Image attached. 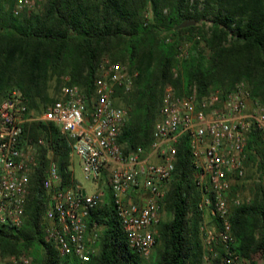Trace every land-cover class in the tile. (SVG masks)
Returning <instances> with one entry per match:
<instances>
[{
  "label": "trees",
  "instance_id": "trees-1",
  "mask_svg": "<svg viewBox=\"0 0 264 264\" xmlns=\"http://www.w3.org/2000/svg\"><path fill=\"white\" fill-rule=\"evenodd\" d=\"M7 2L0 0V103L17 90L28 110L40 114L67 82L90 94L102 59L110 56L136 72L129 92L116 91V104L122 103L128 113L119 137L126 151L148 147L167 84L177 94L195 86L201 97L213 89L228 92L245 80L251 98L264 110V0H43L20 15H13ZM186 19L195 24L179 27ZM180 46L186 50L183 57L178 56ZM22 137L49 142L63 184L71 182L69 145L53 122H27ZM245 149V164H255L259 182L252 199L239 205L232 201L242 180L231 184L233 249L246 258L259 251L264 264V134L253 128ZM50 157L42 145L23 225H0L1 257L27 253L29 264H144L128 244L109 191L88 216L89 225L95 221L102 227L98 252L85 262L58 254L43 234L41 178ZM198 173L188 137L182 136L160 204L169 217L156 224V257L146 264H203ZM214 223L217 231L223 228L216 216ZM210 264L225 263L217 256Z\"/></svg>",
  "mask_w": 264,
  "mask_h": 264
},
{
  "label": "built area",
  "instance_id": "built-area-1",
  "mask_svg": "<svg viewBox=\"0 0 264 264\" xmlns=\"http://www.w3.org/2000/svg\"><path fill=\"white\" fill-rule=\"evenodd\" d=\"M6 5L13 15L29 13L37 6L35 0H9ZM185 53L180 46L178 56ZM135 75L126 64L105 56L90 94L67 82L38 115L28 110L17 90L0 103V225H23L31 175L39 165L38 150L46 145L51 157L41 178L46 201L43 234L58 254L85 262L98 252L102 227L95 221L89 225L88 216L102 202L104 191H109L129 246L146 258L155 244L154 226L160 220L165 184L174 169L176 143L187 136L199 169L197 185L202 193L198 207H209L223 224L207 241L219 240L223 262L234 264L238 255L233 249L228 193L232 182L246 175L249 133L256 128L264 134L263 107L251 98L245 80L237 81L228 92L213 89L201 97L195 86L177 94L167 84L148 147L126 151L119 137L128 113L116 104V91L129 92ZM33 120L57 126L69 145L70 169L77 158L85 179L99 184L95 191L87 193L74 177L63 184L49 142L42 137L35 141L22 137L24 124ZM233 202L239 205L241 200L236 197ZM30 261L27 253L0 255V264Z\"/></svg>",
  "mask_w": 264,
  "mask_h": 264
},
{
  "label": "rangeland",
  "instance_id": "rangeland-1",
  "mask_svg": "<svg viewBox=\"0 0 264 264\" xmlns=\"http://www.w3.org/2000/svg\"><path fill=\"white\" fill-rule=\"evenodd\" d=\"M35 2L37 5L36 8H38L41 6L43 0H35ZM198 25L199 26L202 25V22L201 23L199 22ZM120 105H122V103H120ZM34 114L38 115L36 113ZM72 172H73V177L75 181L82 188H84L87 193H92L99 187L98 183H94L93 181H89L85 179L77 158L73 159ZM241 182L242 184L237 189L234 198L238 197L241 200V203L249 202L252 199V195L254 192L253 186L255 183L259 182V175L256 171L254 163L248 162L246 164V175L242 179ZM168 186L169 184L168 182H166L165 191L168 188ZM106 192L107 191H104V197L106 196L105 195ZM228 197H229V193H228ZM168 217L169 216L166 214V212L164 210H161L160 219H167ZM201 225L203 226V229H201L202 227ZM154 229L156 231V235H158L157 225L154 226ZM199 230L201 232L200 235H201V242H202V249H203V258H202L203 264H210L211 260L217 256H219L221 260L223 261V252L220 253V248L222 247L220 241L216 240L213 243L212 242L210 243L207 241V236L209 234H215L217 232L215 228V223H214V215L211 213V210L209 207L202 208V222L200 224ZM237 254H238V260L234 264H263L262 256L259 251H253L251 258L243 257L239 253ZM155 257H156V249L153 247L152 251L150 252V255L143 259V263L146 264L147 262L154 260Z\"/></svg>",
  "mask_w": 264,
  "mask_h": 264
},
{
  "label": "water",
  "instance_id": "water-1",
  "mask_svg": "<svg viewBox=\"0 0 264 264\" xmlns=\"http://www.w3.org/2000/svg\"><path fill=\"white\" fill-rule=\"evenodd\" d=\"M194 24H195L194 19H186V20H183L178 26L179 27H186V26H190V25H194Z\"/></svg>",
  "mask_w": 264,
  "mask_h": 264
}]
</instances>
